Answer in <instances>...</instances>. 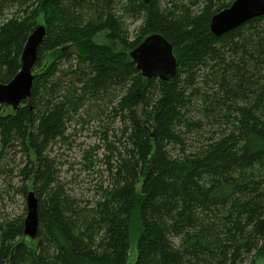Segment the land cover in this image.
Wrapping results in <instances>:
<instances>
[{"label":"trees","instance_id":"1","mask_svg":"<svg viewBox=\"0 0 264 264\" xmlns=\"http://www.w3.org/2000/svg\"><path fill=\"white\" fill-rule=\"evenodd\" d=\"M233 1L0 0V83L46 29L29 99L0 104V264H127L135 226L132 264L264 253V14L214 36ZM152 33L173 48L169 81L129 57ZM83 131L94 143H76ZM14 173L37 199L32 241L4 212Z\"/></svg>","mask_w":264,"mask_h":264},{"label":"water","instance_id":"2","mask_svg":"<svg viewBox=\"0 0 264 264\" xmlns=\"http://www.w3.org/2000/svg\"><path fill=\"white\" fill-rule=\"evenodd\" d=\"M149 0H143L147 3ZM264 14V0H234L231 5L214 14L209 30L214 36H222L247 21ZM46 36L45 26L38 22L27 36L20 58L19 70L7 83H0V104L11 110H17L24 100L30 97L33 82L32 69L37 59L38 48ZM129 57L145 78H158L169 81L177 71V62L170 43L160 34L146 36ZM26 216L23 222L22 242L37 238L38 218L37 199L32 189L26 194Z\"/></svg>","mask_w":264,"mask_h":264},{"label":"rangeland","instance_id":"3","mask_svg":"<svg viewBox=\"0 0 264 264\" xmlns=\"http://www.w3.org/2000/svg\"><path fill=\"white\" fill-rule=\"evenodd\" d=\"M42 16V15H41ZM129 22V21H128ZM127 22V23H128ZM128 25V24H126ZM139 26V22H133L129 23L128 29L130 32V37L133 39L137 33V28ZM97 42H104L102 37L96 39ZM95 137L94 135L91 134L90 131H83L80 135L77 136L76 143L82 144L80 142H83L85 144H91L94 143ZM65 154L68 155L71 158V160L78 161L80 153H78V147H72L70 151L65 150ZM62 171L64 170L61 168ZM101 169V168H100ZM12 188H10V193L8 200L4 204L6 214L10 217H21L24 219L26 216V201L25 197L20 194L18 191V188L21 186V183L16 177V174L14 173L12 176ZM90 180L92 177L89 179L84 178V174L81 173L80 180ZM28 186L30 183L27 184ZM137 236H138V229L135 226L130 233V249H129V257L127 264H132L135 260V254H136V242H137ZM254 264H264V253L261 254L258 258H256Z\"/></svg>","mask_w":264,"mask_h":264},{"label":"bare ground","instance_id":"4","mask_svg":"<svg viewBox=\"0 0 264 264\" xmlns=\"http://www.w3.org/2000/svg\"><path fill=\"white\" fill-rule=\"evenodd\" d=\"M24 222V221H23Z\"/></svg>","mask_w":264,"mask_h":264}]
</instances>
